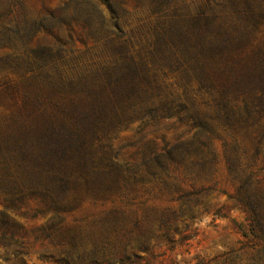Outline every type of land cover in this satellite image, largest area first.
Instances as JSON below:
<instances>
[{
	"label": "rangeland",
	"instance_id": "rangeland-1",
	"mask_svg": "<svg viewBox=\"0 0 264 264\" xmlns=\"http://www.w3.org/2000/svg\"><path fill=\"white\" fill-rule=\"evenodd\" d=\"M244 1L0 0L1 133L15 134L19 127L30 125L24 119L23 102L28 88L46 86L48 80L92 86L112 67L123 66L121 60L126 56L148 70V97L155 106L162 104L169 109V115L159 110L158 116L164 114L162 121L147 116L111 131L95 142L97 158L107 157L119 167L135 168L145 176L144 161L178 148L175 160L185 164L170 167L157 180L140 182L130 177L128 184L121 183L120 190L107 194L79 182L66 198L73 210L64 215V231L96 233L97 220L113 209L128 216L121 239L135 220L144 230L155 231L163 214L172 217L186 209V199H179L181 196L213 187L216 191L191 215L172 218L166 226H174L180 233L127 264H264L262 245L249 242L245 214L227 197L234 196L240 185L228 174L229 157L238 160L245 174L253 173L249 193L264 203V169L258 173L264 161V114L255 110L246 118L243 100L251 99L235 89L224 90L225 81L238 77L235 75L245 62L264 49V20L255 28L243 21ZM254 1L264 6V0ZM116 21L122 38L113 30ZM227 35L233 40L225 53L216 44L212 48L210 41L220 42ZM186 39L194 46L196 40V44L202 40V74L197 70L186 75L176 63L174 53L183 60L181 49L187 46ZM222 100L236 114L232 117L238 120L234 127L226 126L219 117ZM244 119L248 120L242 122ZM256 147L261 153L255 159ZM255 161L258 167L253 168L250 164ZM8 171L20 185L22 167L12 161ZM4 179L0 172L1 188L7 185L8 179ZM1 188L3 210L11 197ZM21 190V197L8 205L13 208L9 214L17 243L0 247V264H62L59 254L68 247L49 230L53 216L47 209L50 200Z\"/></svg>",
	"mask_w": 264,
	"mask_h": 264
},
{
	"label": "trees",
	"instance_id": "trees-1",
	"mask_svg": "<svg viewBox=\"0 0 264 264\" xmlns=\"http://www.w3.org/2000/svg\"><path fill=\"white\" fill-rule=\"evenodd\" d=\"M241 13L243 21L250 22L252 28L264 20V6L254 0H245ZM113 27L116 36L122 38L124 34L117 21ZM232 40L227 35L220 42L216 39L210 44L212 48L214 44L220 46L225 53L231 47ZM196 41L194 46L190 39L187 40V46L181 49L183 60H179L182 57L178 58L174 53L177 65L184 69L186 75L189 71L198 70L201 74L204 71L205 47L200 46L202 40L199 44ZM174 49L178 51V48ZM121 62H124L123 66L112 67L103 79L92 86L86 82L66 84L62 80H48L46 86L28 88L23 102L27 118L24 119L30 125L19 127L15 134L0 132V172L4 180L8 179L7 185L3 187L13 186L0 187L11 197V201H6L12 205L16 198L21 197V189L50 200L47 209L53 211V216L49 220V230L57 233L68 247L59 254L62 264H127L131 259H136L138 254L152 253L160 242H169L174 234L180 233L174 226L166 227L172 218L176 220L185 214L191 215L203 205L209 193L216 191L210 187L202 192L181 196L179 199H186V209L180 215L174 212L172 217L163 214L155 231L144 230L140 222L135 220L130 223L125 238L121 239V232L127 228L128 221V216L121 209H113L97 220L96 233L83 235L78 229L64 231V215L73 210L66 198L79 182L107 194L120 190L121 183L128 184L130 177L138 178L140 182L146 178L157 180L165 176L170 167L185 165L181 160H175L179 157L176 154L178 148L170 149L165 154H153V159L144 161L145 176L138 174L135 168H121L107 157L97 158V151L93 149L95 142L105 139L111 131L147 116L162 121L164 114L158 116L159 110L169 115V109L162 104L155 106L151 102L152 98L148 97V70L145 71L131 57L125 56ZM235 76L238 77L233 81L232 77L225 81V92L235 89L251 99L250 102L248 99L243 100L246 118L251 117L255 110L256 114H264V49L254 53ZM198 79L201 85H205L201 76ZM67 95L70 96L67 98ZM219 103V117L226 126L234 127L238 123V120H232L235 112L225 100ZM202 129L208 133L204 125ZM260 153L261 149L256 147L254 158ZM225 155L228 156L226 152ZM12 161L23 169L20 185H16L8 171V164ZM195 165L201 166L198 163ZM250 166L258 167L256 161ZM226 167L232 179L240 183L237 193L227 197L246 216L251 237L249 242L262 245L264 250V203L258 195L249 193L254 175L245 174L237 159L226 158ZM263 169L264 161L258 173ZM8 205L0 210V247L5 248L17 243L11 230L14 221L9 214L13 208Z\"/></svg>",
	"mask_w": 264,
	"mask_h": 264
}]
</instances>
